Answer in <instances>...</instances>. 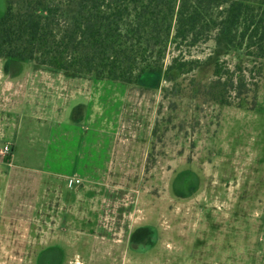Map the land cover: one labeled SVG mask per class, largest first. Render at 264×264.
I'll use <instances>...</instances> for the list:
<instances>
[{"label": "rangeland", "instance_id": "obj_1", "mask_svg": "<svg viewBox=\"0 0 264 264\" xmlns=\"http://www.w3.org/2000/svg\"><path fill=\"white\" fill-rule=\"evenodd\" d=\"M219 37L213 32L181 47L204 60L179 77L182 93L162 88L171 85L163 79L89 81L87 96L97 97L91 117L113 131L117 154L98 153L97 162L110 164L106 174L83 183L35 172L28 132L47 124L50 71L0 58V264H159L158 250L167 246L196 249L195 259L185 256L182 264H264V60L227 50ZM218 59L230 68L240 64L256 85L253 108L201 96ZM133 223V237L150 235L144 225L158 224V253L133 248L130 260L107 254ZM144 239H136L140 247Z\"/></svg>", "mask_w": 264, "mask_h": 264}, {"label": "trees", "instance_id": "obj_2", "mask_svg": "<svg viewBox=\"0 0 264 264\" xmlns=\"http://www.w3.org/2000/svg\"><path fill=\"white\" fill-rule=\"evenodd\" d=\"M213 32L227 50L264 60V0H5L0 58L123 84L163 79L171 85L162 88L182 93L179 77L204 60L181 47ZM251 84L240 64L230 68L218 59L199 93L220 105L253 108Z\"/></svg>", "mask_w": 264, "mask_h": 264}, {"label": "crops", "instance_id": "obj_3", "mask_svg": "<svg viewBox=\"0 0 264 264\" xmlns=\"http://www.w3.org/2000/svg\"><path fill=\"white\" fill-rule=\"evenodd\" d=\"M46 68L50 71L47 76L50 80L48 88L51 89L48 95L47 124H39L38 127L34 125L32 131L28 132L31 141L35 140V160H39L35 172H47L64 179L75 177L82 183L105 175V169H108L110 164L104 162L102 165L97 162V155L106 153L107 159L115 156L116 136L113 131L104 129L91 117L97 115V111L92 109L94 104H91V100L96 101L97 97L87 96V89L89 81L91 84H97L109 80ZM31 84L28 102L30 107H35V90H38L35 89V73ZM30 112V119L35 121V109ZM40 129L44 130L43 134L47 131V135L41 136V131L38 132ZM42 141L46 143L43 153L36 149L37 144Z\"/></svg>", "mask_w": 264, "mask_h": 264}, {"label": "flooded vegetation", "instance_id": "obj_4", "mask_svg": "<svg viewBox=\"0 0 264 264\" xmlns=\"http://www.w3.org/2000/svg\"><path fill=\"white\" fill-rule=\"evenodd\" d=\"M134 223L129 226V229L127 232H125L121 238L113 239L111 242L110 241V251H107V254L114 255L118 254L121 255L120 253H124V256L129 258L128 252L134 248V252L139 253V252H153L156 251L158 248H156V245H158V241L161 239L162 234L159 231L158 224L155 225L153 223L151 224H146L144 227L146 230L150 231V235L142 234L140 237H133V233L130 232V229L133 231V226ZM152 234V235H151ZM145 237L144 239V245L140 247L139 241H136V239ZM111 240V239H110ZM103 243V241H101ZM108 242V241H105ZM138 243V244H137ZM168 245V244H165ZM104 247V246H103ZM102 247V248H103ZM138 247V248H136ZM106 249V248H104ZM112 250V251H111ZM159 251V253H158ZM158 251H156L159 255V260L161 261L159 264H182L184 257L185 256H191L193 257V260L195 259L194 256L196 254V249H188L185 247H162ZM113 260L116 259L115 257H112ZM130 260V258H129ZM121 264V263H119ZM125 264V263H124ZM156 264V263H154Z\"/></svg>", "mask_w": 264, "mask_h": 264}, {"label": "built area", "instance_id": "obj_5", "mask_svg": "<svg viewBox=\"0 0 264 264\" xmlns=\"http://www.w3.org/2000/svg\"><path fill=\"white\" fill-rule=\"evenodd\" d=\"M4 153L8 152L9 151V147L7 145H5L3 147V150H2Z\"/></svg>", "mask_w": 264, "mask_h": 264}]
</instances>
